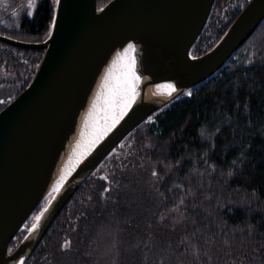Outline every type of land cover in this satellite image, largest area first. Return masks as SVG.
Instances as JSON below:
<instances>
[{"label":"trees","instance_id":"obj_1","mask_svg":"<svg viewBox=\"0 0 264 264\" xmlns=\"http://www.w3.org/2000/svg\"><path fill=\"white\" fill-rule=\"evenodd\" d=\"M249 1L216 0L191 55L208 52ZM55 7L38 0L0 34L43 42ZM43 54L0 43V111ZM23 264H264V21L215 76L115 147Z\"/></svg>","mask_w":264,"mask_h":264},{"label":"water","instance_id":"obj_2","mask_svg":"<svg viewBox=\"0 0 264 264\" xmlns=\"http://www.w3.org/2000/svg\"><path fill=\"white\" fill-rule=\"evenodd\" d=\"M216 0H59L51 35L40 43L0 34V43L44 51L29 84L0 111V264H23L96 167L158 109L215 76L264 21V0H250L206 53L191 51ZM132 43L136 99L67 178L46 193L59 154L75 130L102 66ZM138 78V79H137ZM172 83L169 97L146 100L151 85ZM47 201L40 219L26 223ZM34 228H37L33 231ZM24 233L9 252L14 238Z\"/></svg>","mask_w":264,"mask_h":264},{"label":"bare ground","instance_id":"obj_3","mask_svg":"<svg viewBox=\"0 0 264 264\" xmlns=\"http://www.w3.org/2000/svg\"><path fill=\"white\" fill-rule=\"evenodd\" d=\"M129 44L133 45L128 43L121 48H116L100 69L88 101L79 114L75 130L70 134L59 154L47 184V194H58L61 191L76 166L113 129L135 101L136 94L131 103L125 106L126 100L132 95L136 79L131 70L132 51L124 56V50ZM118 56L124 58L118 59ZM106 77L107 80H105ZM168 85H172V83H160L147 87L145 99L169 97L175 91L168 89ZM98 94L99 99H97ZM94 104L95 107H93ZM121 112H123L122 115ZM89 113H91L90 116ZM86 120L87 123H85ZM82 133L83 135H81ZM57 185H59L58 190L54 191ZM36 229L34 228L33 231ZM20 262L21 259L15 264H20Z\"/></svg>","mask_w":264,"mask_h":264},{"label":"rangeland","instance_id":"obj_4","mask_svg":"<svg viewBox=\"0 0 264 264\" xmlns=\"http://www.w3.org/2000/svg\"><path fill=\"white\" fill-rule=\"evenodd\" d=\"M31 5V0H0V25L16 29L18 27V20L22 14H26L28 17L32 16L36 7ZM29 12L31 15H29ZM127 96V91H126ZM126 111V110H125ZM149 123L154 122V118L148 120ZM35 217V213L30 217L29 223ZM28 223V224H29ZM17 246V245H16ZM16 246H10L9 252L12 251Z\"/></svg>","mask_w":264,"mask_h":264},{"label":"snow or ice","instance_id":"obj_5","mask_svg":"<svg viewBox=\"0 0 264 264\" xmlns=\"http://www.w3.org/2000/svg\"><path fill=\"white\" fill-rule=\"evenodd\" d=\"M59 2V0H57V3ZM35 3H36V0H31V5L30 6H34L35 5ZM29 15H31V13L29 12ZM51 35V31L49 32V36ZM130 51H134V48H133V45H131V44H129L128 45V47L124 50V56H126ZM124 57L123 56H118V59H123ZM132 63H133V65H134V63H135V60L133 59V61H132ZM138 79V78H137ZM105 80H107V77L105 78ZM103 87V86H102ZM168 87V89H170L171 91H175V89L173 88V86L172 85H168L167 86ZM169 94H170V92H169ZM189 95H190V93H188ZM134 97H135V89L133 88L132 89V95H131V97H129L127 100H126V102H125V106H127V104L128 103H131V100L132 99H134ZM97 99H99V94L97 95ZM93 107H95V104L93 105ZM123 114V112H121V115ZM91 115V113H89V116ZM85 123H87V120L85 121ZM81 135H83V133L81 134ZM156 173L155 172H153V175H155ZM62 177H61V181H62ZM102 179H105L104 177H102ZM58 187H59V185H57V188L56 189H54V191L55 190H58ZM105 191H108V189H105ZM35 219L38 221L39 219H40V217L39 216H37V217H35ZM35 227V225H33V228ZM67 246V245H66Z\"/></svg>","mask_w":264,"mask_h":264}]
</instances>
